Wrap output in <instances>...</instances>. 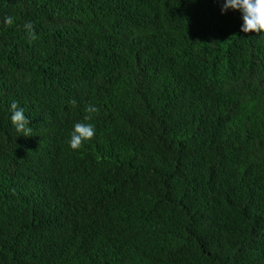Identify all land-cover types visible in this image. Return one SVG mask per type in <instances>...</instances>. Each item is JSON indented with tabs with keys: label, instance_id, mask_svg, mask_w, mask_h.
<instances>
[{
	"label": "trees",
	"instance_id": "1",
	"mask_svg": "<svg viewBox=\"0 0 264 264\" xmlns=\"http://www.w3.org/2000/svg\"><path fill=\"white\" fill-rule=\"evenodd\" d=\"M223 2L0 0V264H264V33Z\"/></svg>",
	"mask_w": 264,
	"mask_h": 264
},
{
	"label": "clouds",
	"instance_id": "2",
	"mask_svg": "<svg viewBox=\"0 0 264 264\" xmlns=\"http://www.w3.org/2000/svg\"><path fill=\"white\" fill-rule=\"evenodd\" d=\"M229 10L242 13L241 32L256 35L264 33V0H224L221 9L222 14H226ZM13 23V17L5 16L3 18V24L11 26ZM25 28L28 30L30 39H37L31 23L26 24ZM70 103L74 106L76 101L72 100ZM10 111L12 113L11 123L16 131L25 137L32 136L31 121L25 116L23 108L19 107L18 103L13 102ZM85 111L87 115H85L84 120L91 121L99 115L100 109L95 105H88ZM95 135L96 129L92 123L78 122L70 134V147L73 150L81 149L84 142L93 140Z\"/></svg>",
	"mask_w": 264,
	"mask_h": 264
}]
</instances>
